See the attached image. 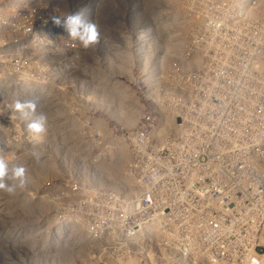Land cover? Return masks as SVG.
Segmentation results:
<instances>
[{"label":"rangeland","instance_id":"obj_1","mask_svg":"<svg viewBox=\"0 0 264 264\" xmlns=\"http://www.w3.org/2000/svg\"><path fill=\"white\" fill-rule=\"evenodd\" d=\"M75 12L95 22L97 43L85 48L51 20ZM1 13L23 38L12 32L0 44L30 48L7 57L0 46V157L27 177L14 194L0 189V264H181L152 251L166 244L167 205L178 231L205 234L167 253L248 264L259 244L241 224L247 209L235 206L264 200V0H0ZM24 91L40 92L28 116L15 108V95L33 98ZM39 113L47 130L36 136L27 125ZM132 217L149 219L144 229L163 223V240L116 250L110 238L132 229ZM56 224L65 245L50 244ZM76 229L90 241L73 246Z\"/></svg>","mask_w":264,"mask_h":264},{"label":"built area","instance_id":"obj_2","mask_svg":"<svg viewBox=\"0 0 264 264\" xmlns=\"http://www.w3.org/2000/svg\"><path fill=\"white\" fill-rule=\"evenodd\" d=\"M12 1L17 2L21 0H12ZM47 1H52V0H47ZM12 23L13 21L9 15H5L4 13H1L0 15V39H1V35H3L5 39H7L12 32L15 33L13 34L15 37L19 39L23 38V36H20L17 34V27H14ZM2 44L5 46V50H7L8 52L7 57L13 56V52L14 50H16V47L20 49L19 52H21L22 49L27 50L28 48H30L29 43H17V42L10 41L6 43H2ZM2 44H0V46ZM52 49H53L52 52H53L54 59L50 63H55L59 59V55H58L56 47H52ZM40 61H43V59H40ZM1 82H2V78H0V84ZM2 92H5V90H3L0 86V99L5 98ZM29 93H31L33 98H37V100H39L37 102V107L40 108L41 101L37 97L38 93L40 92L24 91L25 97L28 96ZM15 96H16L15 98L18 99L19 101L21 102L24 101L21 95H15ZM0 106L2 108H5V105L3 102H0ZM240 205H242L245 209H247V211H245V215H247V220L244 221L243 223L241 222V224L243 225V229L247 232L249 241L252 240L256 244H259V246L255 244L252 245L251 250L250 251L248 250L247 262L248 264H264V200L253 202L249 198L248 201L245 203L238 202V204L235 206V209L240 207ZM127 208L131 209V207H127ZM148 220L143 221L139 218L132 217L131 221L134 224L133 228L132 229L125 228V229L117 230L115 232L116 237L110 238V244L114 246L116 250L121 251L124 249L137 248L138 241L140 239L147 240L150 243L156 242V241H162L163 239L161 238L160 235L152 233L153 232L152 229L143 228L144 224L146 223L145 221H148ZM164 221L165 222H163L164 223L163 228H165L168 231L167 240H173L172 242L167 243V245L165 246V253L167 255L175 253L181 260V264H188L189 261H190V264H198L196 260L191 261L187 259L185 257L187 256V254L180 255L176 253L175 249H173L170 253H167V249L169 246H173V248L184 246L186 249H188L184 245V241L186 240L196 241L197 243L203 242L205 240L204 231H202L197 226L191 227L188 232L186 228L180 229L178 231L176 228V222L174 221V217L172 216L168 205L166 206V211L164 214ZM110 224H113V223H110ZM133 229L135 231H133ZM218 234L219 236H215V239L217 241H221L222 239L219 240V237H220L219 229H218ZM130 235L132 236L129 237ZM130 240L133 242L131 245L128 243V241ZM38 261H39L38 264H49L48 261H45L42 259H38Z\"/></svg>","mask_w":264,"mask_h":264},{"label":"clouds","instance_id":"obj_3","mask_svg":"<svg viewBox=\"0 0 264 264\" xmlns=\"http://www.w3.org/2000/svg\"><path fill=\"white\" fill-rule=\"evenodd\" d=\"M51 20L56 26H63L68 31L70 38L78 39L87 48L98 42L99 32L95 22L88 20L82 12L70 13L66 17L52 16ZM37 98L27 99L23 102L17 101L15 108L22 115L28 116L35 113L37 108ZM47 115L39 113L27 125L28 131L36 136L44 134L47 130ZM33 157L37 162L41 159V153L33 152ZM6 179L13 181L7 183ZM16 181H19L17 184ZM25 169L23 166H9L5 158L0 157V189L9 194H14L18 187L26 185Z\"/></svg>","mask_w":264,"mask_h":264},{"label":"bare ground","instance_id":"obj_4","mask_svg":"<svg viewBox=\"0 0 264 264\" xmlns=\"http://www.w3.org/2000/svg\"><path fill=\"white\" fill-rule=\"evenodd\" d=\"M89 4L91 5V3L89 2ZM169 5H171L170 3H169ZM172 5H173V2H172ZM249 8V7H248ZM247 8V9H248ZM187 19H185V21H186ZM168 30V29H167ZM173 39V38H172ZM178 40V39H177ZM27 42V41H26ZM21 43V42H20ZM169 49V48H168ZM126 55V54H125ZM124 55V56H125ZM193 57H194V55H193ZM4 76V75H3ZM5 77V76H4ZM6 78V77H5ZM2 80H3V82H5V79H3V77H2ZM7 81V80H6ZM8 82V81H7ZM2 84V83H1ZM4 84L5 83H3V85L2 86H4ZM7 84H10V83H7ZM12 84V83H11ZM13 85V84H12ZM16 85V87H17V85L18 84H15L14 83V86ZM1 86V87H2ZM8 86V85H7ZM19 86V85H18ZM5 87V86H4ZM20 88V87H19ZM21 88H22V86H21ZM10 89H11V87H10ZM9 91V90H8ZM120 94H122V93H120ZM130 95V94H129ZM120 99V98H119ZM128 100H130V99H128ZM135 101V100H134ZM54 105V104H53ZM55 107V106H54ZM123 107V106H122ZM133 107V106H132ZM56 109H58V108H56ZM55 109V110H56ZM54 110V109H53ZM129 110V109H128ZM57 111H61V110H57ZM57 111H55V113H57ZM129 112V111H128ZM134 112V111H133ZM163 116V115H162ZM169 116V115H168ZM172 117V116H171ZM163 118V117H162ZM132 119V118H131ZM165 119V118H164ZM167 119V118H166ZM167 120H169V119H167ZM165 121V120H164ZM171 121V120H170ZM9 129V128H8ZM71 132V131H70ZM72 133V132H71ZM70 133V134H71ZM72 135V134H71ZM76 135V134H75ZM72 138V137H71ZM75 139V138H74ZM74 139H72V140H74ZM78 139V138H77ZM75 142H77V141H75ZM79 142V141H78ZM60 143V142H59ZM36 144V143H35ZM63 144V143H62ZM70 144V143H69ZM72 144H74V143H72ZM84 144V143H83ZM121 144V143H120ZM80 145V144H79ZM7 146V145H6ZM59 146V145H58ZM57 146V147H58ZM60 146H62V145H60ZM9 147V146H8ZM44 147V146H43ZM56 147V148H57ZM77 147V146H76ZM91 147V146H90ZM21 148V147H20ZM70 148V147H69ZM88 148H89V146H88ZM8 149V148H7ZM74 149V148H73ZM118 149V148H117ZM128 149V148H127ZM72 150V149H71ZM76 150V149H75ZM80 149H78V151H79ZM90 150H92V149H90ZM21 151V150H20ZM24 151V150H23ZM125 150H123V152H124ZM8 152V151H7ZM44 152V151H43ZM67 152V151H66ZM80 152V151H79ZM83 152V151H82ZM30 153V152H29ZM56 153V152H55ZM70 153V152H69ZM102 153V152H101ZM127 153V152H126ZM71 154V153H70ZM76 154V153H75ZM78 154V153H77ZM76 154V155H77ZM89 154V153H88ZM91 154V153H90ZM131 154V153H130ZM30 155V154H29ZM86 155V154H85ZM96 155V154H95ZM120 155V154H119ZM124 155V154H123ZM30 156H32V154L30 155ZM65 156H67V155H65ZM78 156H79V154H78ZM91 156H92V154H91ZM94 156V155H93ZM93 156H92V158H93ZM117 156V155H116ZM127 156V155H126ZM132 156V155H131ZM22 157H24V156H22ZM95 157V156H94ZM96 157H97V155H96ZM102 157V156H101ZM119 157V156H118ZM30 158H32V157H30ZM66 158H68V156L66 157ZM74 158H76L75 156H74ZM91 158V159H92ZM100 158V157H99ZM113 158V157H112ZM61 158H59L58 160H60ZM83 159H85V158H83ZM90 159V158H89ZM102 159V158H101ZM108 159V158H107ZM30 160V159H29ZM46 159L44 158V160H43V158H42V161H43V165L46 167V164H48V163H46V161H45ZM88 160V159H87ZM100 160V159H99ZM117 160V159H116ZM119 160V159H118ZM132 160V159H131ZM26 161H27V158H26ZM31 161V160H30ZM41 161V162H42ZM65 161V160H64ZM92 161V160H91ZM9 162V161H8ZM51 162V161H50ZM98 162V161H97ZM103 162V161H102ZM27 163H29V162H27ZM27 163H26V165H27ZM35 163V162H34ZM60 163V162H59ZM68 163V162H67ZM91 163V162H90ZM100 163V162H99ZM119 163V162H118ZM20 164H21V162H20ZM37 164V163H36ZM50 164V163H49ZM92 164V163H91ZM107 164V163H106ZM22 165V164H21ZM29 165V164H28ZM71 165V164H70ZM69 165V166H70ZM90 165V164H89ZM108 165H109V163H108ZM13 166V165H12ZM78 166H81V165H78ZM93 166V165H92ZM102 166V165H101ZM10 167H11V164H10ZM34 167V166H33ZM52 167V166H51ZM84 167V166H83ZM86 167V166H85ZM98 167H99V165H98ZM105 167V166H104ZM103 167V168H104ZM108 167V166H107ZM106 167V168H107ZM41 168H43V167H41ZM95 168V167H94ZM35 169V168H34ZM70 169V168H69ZM79 169V168H78ZM98 169V168H97ZM102 169V168H101ZM37 170V169H36ZM75 170H76V168H75ZM99 170V169H98ZM109 170V169H108ZM114 170H116V169H114ZM120 170V169H119ZM38 171V170H37ZM99 171H101V170H99ZM111 172V171H110ZM96 174H97V172H96ZM127 175V174H126ZM109 177V176H108ZM27 178V177H26ZM7 180V179H6ZM27 180V179H26ZM104 180V179H103ZM118 180V179H117ZM126 180V179H125ZM133 180V179H132ZM124 181V180H123ZM19 181H17V183H18ZM126 182V181H125ZM10 183V182H9ZM105 183V182H104ZM131 190V189H130ZM1 191H2V189H1ZM4 191V190H3ZM18 191V190H17ZM4 192H6V191H4ZM74 200V199H73ZM43 205V204H42ZM41 206V205H40ZM27 207H28V205H27ZM209 207V206H208ZM42 208V207H41ZM42 211V210H41ZM207 211V210H206ZM77 219V218H76ZM75 219V220H76ZM74 221V220H73ZM60 224V223H59ZM59 224H56V228H55V230H56V236H55V238H53V243H50L52 246H55L56 244H59V245H62V243L64 242V240L66 239V238H64L62 235H61V230H62V225H59ZM205 224V223H204ZM148 225H150L151 227H152V233H154V234H156V226H163V223H158V222H149L148 223ZM202 227V226H201ZM200 227V228H201ZM204 227V226H203ZM202 227V228H203ZM74 231H76V233L74 232L72 235H73V239L71 240V241H73V246H81V243H80V241H78L79 239H83V238H85V233L84 232H79L78 231V229H76V230H74ZM32 234V233H31ZM48 235H46V234H43V236H42V238H44V237H47ZM63 237V238H62ZM89 238H91V237H89ZM85 239H87V237L85 238ZM166 239V244L165 245H162L163 243H153V246H152V251H153V255H157V254H159V252L160 251H165V246L167 245V243H170V242H172L173 240H167V238H165ZM10 240H12V239H10ZM87 240H89V239H87ZM91 240H93V239H91ZM41 241H42V239H41ZM90 241V240H89ZM11 243L13 242V241H10ZM68 242V241H67ZM70 242V241H69ZM64 244V243H63ZM39 245H42L43 247L45 246L44 245V243L43 242H37V241H35V240H32V242L30 243V248H33V246L35 247V248H37L38 250L40 249V248H38L37 246H39ZM65 245V244H64ZM72 246V247H73ZM24 247L25 248H27V250H28V247H27V245H24ZM30 251V250H29ZM28 251V252H29ZM160 259V258H159ZM196 259V258H195ZM158 260V259H157ZM167 260V259H166ZM37 262L39 263V261L37 260ZM153 263V262H152ZM111 264V263H110ZM115 264V263H114ZM171 264V263H170Z\"/></svg>","mask_w":264,"mask_h":264}]
</instances>
